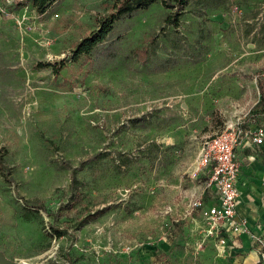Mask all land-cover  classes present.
<instances>
[{
  "label": "rangeland",
  "instance_id": "obj_1",
  "mask_svg": "<svg viewBox=\"0 0 264 264\" xmlns=\"http://www.w3.org/2000/svg\"><path fill=\"white\" fill-rule=\"evenodd\" d=\"M115 1L0 0V264H215L184 216L202 142L264 116V0L156 1L76 56Z\"/></svg>",
  "mask_w": 264,
  "mask_h": 264
},
{
  "label": "built area",
  "instance_id": "obj_2",
  "mask_svg": "<svg viewBox=\"0 0 264 264\" xmlns=\"http://www.w3.org/2000/svg\"><path fill=\"white\" fill-rule=\"evenodd\" d=\"M245 138L255 145H263L264 123L249 127L239 124L220 130L202 142L197 158L199 168L208 171L203 191H211L212 195L205 198L203 192L192 202L191 209L200 215L205 225V237H213L220 249L226 242L223 233L239 234L247 227L246 220L236 214L239 197L237 179L240 172L236 150ZM254 240L260 260L264 262V239L255 236ZM203 242L201 240L198 246Z\"/></svg>",
  "mask_w": 264,
  "mask_h": 264
},
{
  "label": "crops",
  "instance_id": "obj_3",
  "mask_svg": "<svg viewBox=\"0 0 264 264\" xmlns=\"http://www.w3.org/2000/svg\"><path fill=\"white\" fill-rule=\"evenodd\" d=\"M262 123L264 116H259L245 127ZM236 154L240 165L236 214L246 220L247 227L239 234L223 233L226 242L220 249L215 245L216 240L213 237H205V225L198 212L191 209L193 213L184 216L189 221L193 234L198 233L192 240L191 253L193 256L199 255L200 252L213 255L207 263H210L211 259L215 264H264L260 260L254 240L255 236L264 239V144L255 145L250 139L245 138L237 148ZM203 192V196L208 198L205 191ZM178 220L175 218V221ZM201 240L204 242L199 247Z\"/></svg>",
  "mask_w": 264,
  "mask_h": 264
},
{
  "label": "trees",
  "instance_id": "obj_4",
  "mask_svg": "<svg viewBox=\"0 0 264 264\" xmlns=\"http://www.w3.org/2000/svg\"><path fill=\"white\" fill-rule=\"evenodd\" d=\"M53 1L54 0H31V4L39 13H42ZM156 1H160L164 7L169 9L166 21H169L170 23L176 25L178 24L179 16L184 11V7L189 0H116L113 5L112 12L98 20L97 28L90 32L89 35L79 40L75 44L73 52L76 56L90 53L99 43H101L107 37V35L113 29L115 21L119 17L124 15H132L137 11L147 8ZM39 64L47 65L48 63ZM258 88L259 90H262L263 86L260 85ZM263 99L264 95L262 94L261 100ZM4 167V161L2 157H0V173L6 178L8 172L4 170ZM76 182L77 180L75 174L72 173L70 183L71 190L72 188L76 187ZM83 221H85V219ZM55 231L57 236L61 235L58 229H55Z\"/></svg>",
  "mask_w": 264,
  "mask_h": 264
},
{
  "label": "water",
  "instance_id": "obj_5",
  "mask_svg": "<svg viewBox=\"0 0 264 264\" xmlns=\"http://www.w3.org/2000/svg\"><path fill=\"white\" fill-rule=\"evenodd\" d=\"M3 264H14V263L9 262V261H4Z\"/></svg>",
  "mask_w": 264,
  "mask_h": 264
}]
</instances>
